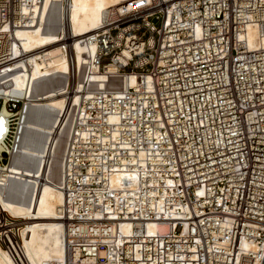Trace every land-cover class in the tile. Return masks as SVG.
Segmentation results:
<instances>
[{
  "label": "built area",
  "instance_id": "obj_1",
  "mask_svg": "<svg viewBox=\"0 0 264 264\" xmlns=\"http://www.w3.org/2000/svg\"><path fill=\"white\" fill-rule=\"evenodd\" d=\"M42 2L0 0V76L28 60L18 32ZM61 37L68 71L40 76L65 101L45 179L64 194L65 255L50 264H264V0H123L79 38L81 59ZM35 86L0 79L5 196ZM23 227L0 198V243L20 264Z\"/></svg>",
  "mask_w": 264,
  "mask_h": 264
},
{
  "label": "bare ground",
  "instance_id": "obj_2",
  "mask_svg": "<svg viewBox=\"0 0 264 264\" xmlns=\"http://www.w3.org/2000/svg\"><path fill=\"white\" fill-rule=\"evenodd\" d=\"M122 1L43 0L38 10V22L18 32L25 50L30 53L28 60H19L18 69L10 74L19 88L32 79L36 82L32 93L40 95V101L32 107L26 123L21 153L8 165L20 173V179L14 182L6 196L0 188V198L5 207L14 215L21 216L24 222L22 237L28 263L23 258L24 263L21 264H50L65 255L64 224L59 212L64 194L45 180L58 172L60 151L64 149L59 112L65 101L40 76L54 71L64 74L69 69L66 46L60 41L62 31L70 30L76 36L71 44L81 59L86 47L79 38L101 28L106 12L115 9ZM254 36H251L252 43ZM8 75L0 76V79ZM5 90L3 88L1 92ZM0 264H20L1 243Z\"/></svg>",
  "mask_w": 264,
  "mask_h": 264
},
{
  "label": "rangeland",
  "instance_id": "obj_3",
  "mask_svg": "<svg viewBox=\"0 0 264 264\" xmlns=\"http://www.w3.org/2000/svg\"><path fill=\"white\" fill-rule=\"evenodd\" d=\"M63 134V133H62ZM62 139H64L63 137H62ZM63 145H64V140L62 141V149H63ZM61 152L62 151H60V155H59V158H60V156H61ZM58 168H59V166H58ZM58 171V170H57ZM57 173L58 172H56V175H57ZM106 255V252H105V250L103 249V250H101V256H105Z\"/></svg>",
  "mask_w": 264,
  "mask_h": 264
}]
</instances>
